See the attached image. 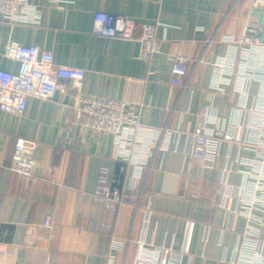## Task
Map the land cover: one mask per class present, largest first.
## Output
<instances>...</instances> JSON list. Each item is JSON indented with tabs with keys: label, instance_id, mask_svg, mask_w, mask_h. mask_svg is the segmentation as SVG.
<instances>
[{
	"label": "crops",
	"instance_id": "crops-1",
	"mask_svg": "<svg viewBox=\"0 0 264 264\" xmlns=\"http://www.w3.org/2000/svg\"><path fill=\"white\" fill-rule=\"evenodd\" d=\"M27 1L41 9L36 20L0 15V68L17 70L18 62L4 54L5 45L17 41L49 49L55 64L85 74L79 85L62 82L53 98L29 96L21 114L0 109V252L6 251L0 264H107L110 253L115 264H134L141 242L178 251L179 264H234L248 221L230 185L243 182L246 165L239 160L254 152L221 141L206 166L185 151L205 112L216 113L220 128L250 120L260 81L250 83L242 109L231 83L217 90L211 79L214 62L231 58L229 37L242 38L258 0ZM98 10L154 24L159 50L144 59L139 41L93 33ZM176 53L188 57L185 85L169 81ZM126 78L143 84L139 122L163 129L144 133L158 143L152 155L138 150L116 157L114 135L86 127L75 108L78 95L120 98ZM18 138L35 141L29 175L11 169ZM137 153L146 161L142 191H128ZM102 165L110 186L125 192L114 210L93 197ZM46 214L50 227L43 223ZM92 222L98 228H90ZM114 237L126 241L122 250L111 248Z\"/></svg>",
	"mask_w": 264,
	"mask_h": 264
},
{
	"label": "built area",
	"instance_id": "built-area-1",
	"mask_svg": "<svg viewBox=\"0 0 264 264\" xmlns=\"http://www.w3.org/2000/svg\"><path fill=\"white\" fill-rule=\"evenodd\" d=\"M257 2L264 3V0ZM40 13L41 9L29 4L27 0H0V15L11 21L36 20ZM263 28L254 20L250 21L242 38L229 37L231 58L217 59L213 64L211 86L223 90L224 85L231 83L239 94V106L242 109H246L250 83L253 80L260 81L262 89L249 108L250 120L229 123L220 128L216 125V113L205 112L203 122L190 130L189 144L185 151L189 160L206 166H212L221 141H237L254 152L252 157L239 160L246 165L243 169V182L230 185L231 192L237 194V211L248 221L236 247L238 255L234 264H264V240L261 236L264 232V33L263 36L257 35ZM92 32L101 36L139 41V56L144 59H148L160 48L154 24L138 22L124 14L96 11L93 15ZM4 54L18 62L15 71L0 68V109L13 114L23 113L29 96L53 98L62 82L71 81L74 85H79L85 74L81 67L55 64L52 51L35 44L10 41L5 45ZM187 73L188 57L176 53L171 63L170 83L185 85ZM142 87V82L126 78L124 93L120 98L80 95L75 98V108L86 127L109 131L114 135L116 157L126 158L131 157V154L135 156L134 153L138 150H146L145 156L152 155L158 143L155 139L146 141L144 133L163 131L143 126L139 122L138 104L141 102ZM243 129L245 132L242 134ZM34 148L35 141L31 139L18 138L15 141L11 164L14 172L31 174L35 163ZM132 161L133 171L128 191H142L139 181L146 161L138 153L137 158ZM124 195V191L110 186L108 169L104 165L100 166L93 197L106 201L109 209L114 210L116 203ZM225 195L228 196L227 193ZM43 223L51 226L49 214L45 215ZM98 226L96 222L90 223L92 229ZM103 226L110 229L112 224L104 223ZM125 242L124 239L114 237L111 248L122 250ZM0 254L5 255L6 251H1ZM115 258V254L110 253L107 264H115ZM134 264H179V252L141 242Z\"/></svg>",
	"mask_w": 264,
	"mask_h": 264
},
{
	"label": "water",
	"instance_id": "water-1",
	"mask_svg": "<svg viewBox=\"0 0 264 264\" xmlns=\"http://www.w3.org/2000/svg\"><path fill=\"white\" fill-rule=\"evenodd\" d=\"M252 20L264 27V3L256 2L251 9ZM257 35L263 36V31H258Z\"/></svg>",
	"mask_w": 264,
	"mask_h": 264
}]
</instances>
